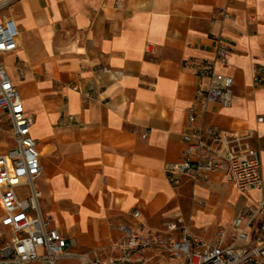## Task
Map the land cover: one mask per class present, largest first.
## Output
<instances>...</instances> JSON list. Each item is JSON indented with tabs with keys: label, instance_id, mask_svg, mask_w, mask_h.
<instances>
[{
	"label": "crops",
	"instance_id": "obj_1",
	"mask_svg": "<svg viewBox=\"0 0 264 264\" xmlns=\"http://www.w3.org/2000/svg\"><path fill=\"white\" fill-rule=\"evenodd\" d=\"M6 9L18 30L6 72L42 151L40 211L73 243L68 252L98 256L120 225L163 230L176 213L210 235L255 200L220 173L171 184L165 169L180 157L192 107L203 127L251 130L264 171V84L253 82L264 62V0H16ZM219 42L230 62L215 67L233 79L232 104L202 111L190 66L214 63ZM79 77L92 98L70 87ZM238 194L247 203L232 216L225 201Z\"/></svg>",
	"mask_w": 264,
	"mask_h": 264
},
{
	"label": "built area",
	"instance_id": "obj_2",
	"mask_svg": "<svg viewBox=\"0 0 264 264\" xmlns=\"http://www.w3.org/2000/svg\"><path fill=\"white\" fill-rule=\"evenodd\" d=\"M14 1L0 0V123H6L11 135L10 146L0 151V264H57L69 257L77 264H264V171L250 143L253 132L203 127L192 107L181 133L180 157L166 165L169 182L177 184L181 177L206 181L211 173H220L229 186L255 196V200L239 209L228 227H216L210 235L192 231L176 213L163 230L145 232L120 225L106 258L68 252L73 243L40 211V192L34 181L42 173V151L30 134L33 116L26 112L6 72L4 57L16 51L18 30L4 10ZM222 15L229 16L227 12ZM215 52L214 63L190 66L198 78L195 96L201 100L202 111L207 103L220 108L232 104L233 79L215 67L229 64V49L219 42ZM106 69L93 67L92 71L98 75ZM253 82L264 84V62L254 66ZM81 83L79 77L70 87L80 91ZM81 94L84 99L92 98L89 89ZM131 215L137 219L140 212L133 209Z\"/></svg>",
	"mask_w": 264,
	"mask_h": 264
},
{
	"label": "rangeland",
	"instance_id": "obj_3",
	"mask_svg": "<svg viewBox=\"0 0 264 264\" xmlns=\"http://www.w3.org/2000/svg\"><path fill=\"white\" fill-rule=\"evenodd\" d=\"M6 61L8 64L10 63L9 59H6ZM10 144H11V135L8 130V127L6 123H0V151L6 150L7 147L10 146ZM227 187L228 186L224 184L221 190L226 191ZM246 199H247L246 195L238 194L236 197H234L233 202L228 203L225 201V205L227 206V208L231 209L232 216L235 215V213L240 207H242L244 204L247 203ZM1 243H2V235L0 233V245ZM107 255H108L107 252H100V255L98 254L97 257L106 258ZM57 264H77V262L75 259L69 257V258L60 259Z\"/></svg>",
	"mask_w": 264,
	"mask_h": 264
}]
</instances>
